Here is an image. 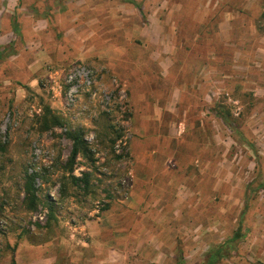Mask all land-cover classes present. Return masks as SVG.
Listing matches in <instances>:
<instances>
[{
  "label": "rangeland",
  "instance_id": "1",
  "mask_svg": "<svg viewBox=\"0 0 264 264\" xmlns=\"http://www.w3.org/2000/svg\"><path fill=\"white\" fill-rule=\"evenodd\" d=\"M137 2H23L32 18L0 58V264H205L237 230L215 263L264 264V0ZM73 65L97 95L67 110L55 89ZM46 106L63 126L41 132ZM72 130L88 193L64 172Z\"/></svg>",
  "mask_w": 264,
  "mask_h": 264
},
{
  "label": "trees",
  "instance_id": "2",
  "mask_svg": "<svg viewBox=\"0 0 264 264\" xmlns=\"http://www.w3.org/2000/svg\"><path fill=\"white\" fill-rule=\"evenodd\" d=\"M124 3H129L133 5L138 10L141 9V4L137 2V0H120ZM12 45H9L7 47H3L0 50V58L3 55V51L10 49ZM214 114L217 118H219L223 123H225L229 128L236 131V126L234 125L233 121L231 120V115L229 112H227L223 107L217 106L214 110ZM38 124H39V130L41 132L50 131L55 128H59L63 126L62 120L60 117H58L53 110L46 106L43 108V113L38 116ZM67 138L71 141V151L70 155L65 163L64 172L68 175L67 179L70 181V184L77 189L82 190L85 193H88L89 190V179L91 176L90 172H84L81 174V177H76L73 175V167L75 164V161L79 155H89V149L86 144V142L83 139V134L80 130H72L68 131L66 133ZM114 142V141H113ZM0 150H4L3 147H0ZM37 176V173H31L29 174L27 171H24V183H23V195H24V202L28 210H35V207L37 204H39V199L37 197V190L34 188V180ZM46 201L48 204V210L49 215L48 219L49 221H52L54 219V207L55 204L50 198L46 197ZM247 206V205H246ZM107 208H104L105 211ZM242 238H244L240 231L237 230L232 235L230 239L222 243L220 246L216 247L215 249H212L207 257V261L205 264H216L215 261L221 260L223 258H226L229 255V249L236 250L237 242L240 241ZM180 257V256H179ZM177 257V263L176 264H184L183 258Z\"/></svg>",
  "mask_w": 264,
  "mask_h": 264
},
{
  "label": "built area",
  "instance_id": "3",
  "mask_svg": "<svg viewBox=\"0 0 264 264\" xmlns=\"http://www.w3.org/2000/svg\"><path fill=\"white\" fill-rule=\"evenodd\" d=\"M95 85V74L90 68L85 65H73L63 76V82L56 85L55 91L63 101L64 107L69 110L76 105L78 97L83 93H87L90 99L94 100L97 95ZM106 94L101 96L108 102L109 97Z\"/></svg>",
  "mask_w": 264,
  "mask_h": 264
},
{
  "label": "crops",
  "instance_id": "4",
  "mask_svg": "<svg viewBox=\"0 0 264 264\" xmlns=\"http://www.w3.org/2000/svg\"><path fill=\"white\" fill-rule=\"evenodd\" d=\"M25 0H0V47H6L9 43H13L23 35L22 27L25 17L30 20L32 15H20L21 10H28L24 7ZM30 10V9H29ZM40 20H32L30 22L31 31L37 33L39 30ZM36 36V35H33ZM1 49V48H0Z\"/></svg>",
  "mask_w": 264,
  "mask_h": 264
}]
</instances>
